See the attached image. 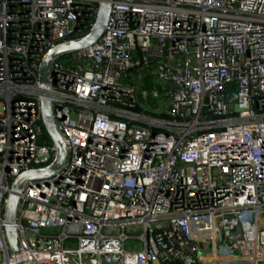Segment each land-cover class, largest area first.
<instances>
[{
    "label": "built area",
    "instance_id": "built-area-1",
    "mask_svg": "<svg viewBox=\"0 0 264 264\" xmlns=\"http://www.w3.org/2000/svg\"><path fill=\"white\" fill-rule=\"evenodd\" d=\"M100 1L0 0V264H264V0H108L40 86ZM42 98L65 159L16 192L12 253V182L55 156Z\"/></svg>",
    "mask_w": 264,
    "mask_h": 264
},
{
    "label": "water",
    "instance_id": "water-1",
    "mask_svg": "<svg viewBox=\"0 0 264 264\" xmlns=\"http://www.w3.org/2000/svg\"><path fill=\"white\" fill-rule=\"evenodd\" d=\"M108 14H109L108 0H101L98 3L95 19L87 36H85L80 40L58 44L53 48H51L50 50H48L43 55L37 70V77L40 86L42 87L47 86L48 69L51 63L56 58H58L61 55L67 54L69 52L84 48L92 44L98 38L107 21ZM40 108H41V120H42L43 130L45 131L49 140L53 143L55 147V156L52 162L47 167L20 173L12 182L11 193L7 197L4 208V214H3V220L6 223L4 225V233L7 244L12 253H18L20 251V247L16 241L15 231L9 225L14 220V212L17 202L16 192L19 191L20 187L28 181L45 179L48 178L49 176H52L53 173L60 168V166L62 165L65 159V148L60 135L53 126L51 114H50V108H49V101L47 98L41 99ZM17 264H27V262L24 260H20Z\"/></svg>",
    "mask_w": 264,
    "mask_h": 264
},
{
    "label": "trees",
    "instance_id": "trees-1",
    "mask_svg": "<svg viewBox=\"0 0 264 264\" xmlns=\"http://www.w3.org/2000/svg\"><path fill=\"white\" fill-rule=\"evenodd\" d=\"M232 91H234V87L232 84H229L227 87H226V92H227V100L228 101H231L232 98H229L231 95H232ZM40 140L44 141L45 143H49L50 140L47 136V134L45 133L44 130H42V133H41V136H40Z\"/></svg>",
    "mask_w": 264,
    "mask_h": 264
},
{
    "label": "rangeland",
    "instance_id": "rangeland-1",
    "mask_svg": "<svg viewBox=\"0 0 264 264\" xmlns=\"http://www.w3.org/2000/svg\"><path fill=\"white\" fill-rule=\"evenodd\" d=\"M60 60H61V58H60Z\"/></svg>",
    "mask_w": 264,
    "mask_h": 264
}]
</instances>
